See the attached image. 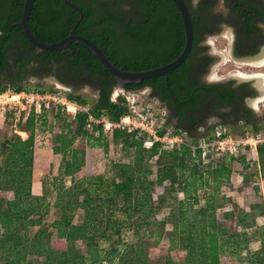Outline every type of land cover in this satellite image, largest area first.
I'll use <instances>...</instances> for the list:
<instances>
[{
    "label": "trees",
    "instance_id": "trees-1",
    "mask_svg": "<svg viewBox=\"0 0 264 264\" xmlns=\"http://www.w3.org/2000/svg\"><path fill=\"white\" fill-rule=\"evenodd\" d=\"M231 1L239 4V7H232V18L238 28L239 40L235 56L242 57L245 55L243 42L252 40L260 31L258 25L264 23V5H261V0ZM70 2L74 6L65 0L34 1L29 23L40 41L59 42L68 37L79 22L76 35L93 41L117 67L135 72L166 65L174 61L184 49V25L173 0ZM185 2L193 19L194 43L185 63L169 73V87L166 78L159 76L140 84H127L125 90L135 92L145 86L152 87V95L157 96L160 103L168 101L169 105L178 108L175 116L181 120L187 117L186 120L192 125L172 126L173 130L181 129L191 136L193 128L206 119L207 116L202 115L208 109L220 110L228 105L230 110H236L246 93L244 86L234 87V82L207 84L200 81L199 76L208 72L214 61L208 54V47L202 44L207 36L216 33L219 26L225 24L227 18L223 13L215 11L218 0H200L198 6L194 4V0ZM24 3L25 0H0V70L11 67L8 62L9 55L19 57L20 61H16L15 66H27L32 62L40 69L52 71L53 64H56L57 77L67 85L75 83L79 88L89 83L101 90V98L92 105L89 99L76 95L75 92L67 93L70 101L89 104L92 114H105L113 121L126 115L128 109L125 99L120 98L117 102L111 100L112 91L117 86L116 80L111 73L104 70L86 46L72 43L64 50L41 51L38 55L36 48L27 40L21 25ZM80 11L83 17L81 21ZM18 46L20 52L10 54V50ZM37 66L28 72L37 74ZM195 77L198 81H195ZM0 88L3 91L11 88L17 93L30 92L31 89L38 93L48 91L40 84L13 86L0 83ZM225 115L228 116L229 113ZM253 117L251 110H248V115L239 117L252 130L242 135L262 130L263 127L255 123ZM36 121L37 116L33 110L26 117L25 128L22 129L25 133H20L23 137L28 135V138L23 140L16 136L0 144V192L13 194L12 199L0 196V227L3 230L0 234V255L3 264H33L30 257L43 258L38 264H151L146 252L149 238L156 237L158 243L165 232H168L167 224L173 226L172 231H169L170 251L176 254L185 252V255L180 256L178 261L168 255L165 262L160 264H220L224 256L229 257L232 264H264V234L257 237L248 233L249 229L257 225V219L264 214V208H245L221 192L222 185L230 181L231 168L227 162L219 163L212 171H208L209 180L212 179L216 186L208 191L205 205L198 209L193 208L194 204H199V199L193 197V204L189 203V199L192 192L210 188V181L197 171L203 164L201 151L193 150L189 146L166 150L176 153L174 163L163 166L158 171L155 182L147 181L150 171L134 174L132 166L124 165L121 167L120 182L111 180L105 183L103 176H96L92 172L90 153L86 146H75L77 138H90L95 134L85 130V113H79L74 119V129L68 125V133L63 132L52 140L54 153L63 156L54 183L66 177L73 180L83 168L88 169L86 178L76 182L73 187L66 188L63 184L57 187L59 193L55 206L61 215L52 226L67 245L53 244L50 233L47 234L46 230L31 232L29 228L41 223L40 217L47 212L48 207L45 204V195L36 197L32 193ZM164 132L162 130L161 134ZM261 132L264 133V128ZM103 134L100 127L99 135ZM111 136L126 148H134L136 162L139 163L142 162L145 152L151 153V157L159 149H163L160 144L146 148L147 136L138 133L115 131ZM257 153L264 165V145L259 146ZM68 154H71L70 159H67ZM225 155L231 158L236 156ZM168 181L170 187L166 188L165 183ZM176 187L178 194L181 193L184 198L179 201L175 196L177 207L176 203H168L170 213L165 219L158 221L156 217L159 207L167 204L166 192L173 194L177 191ZM135 190L137 194L134 198ZM154 193L157 195L156 200L153 199ZM118 198L123 201L122 207L116 204ZM78 209L83 211V223L79 225L74 223V213ZM219 210L223 213L222 220L217 215ZM116 211L125 215V219L134 220L131 227L133 225L135 228L136 242L126 245L124 251L118 248L120 242L112 243L111 249L101 259L97 249H93L95 238H104L106 232L115 227V233L120 234V228L123 224L125 226L123 221L120 223L115 217ZM103 223L105 228L100 233L99 226ZM78 241L86 242V254L76 248ZM256 241L260 242V248L253 251L250 244Z\"/></svg>",
    "mask_w": 264,
    "mask_h": 264
},
{
    "label": "rangeland",
    "instance_id": "rangeland-1",
    "mask_svg": "<svg viewBox=\"0 0 264 264\" xmlns=\"http://www.w3.org/2000/svg\"><path fill=\"white\" fill-rule=\"evenodd\" d=\"M216 9L218 11L225 12V3L220 1L217 4ZM234 38L235 34L233 33L232 29L225 27L222 33L207 37L205 39L202 45L208 47V54L214 59L212 65L208 68V73L205 76V80H207L209 83L234 82L235 85L251 83L253 86L257 88L259 87L261 89V94L258 95L253 101L249 99V102L252 103L251 106L255 109V113L258 114L257 116L259 117V120L257 122L261 127L264 128V81H259V75H264V66H259L261 64L254 63L255 60H257L256 62L259 61L258 57V59L254 60L236 59L232 54V44ZM261 58L262 57H260V59ZM31 80L32 83L43 82L44 88L48 90L45 92L46 94L50 96L58 94V96H56L55 100H45L46 102L42 103L43 108L37 109L35 111L37 121L35 129V160L32 177V193L36 197H42L45 195V204L48 205V207L47 212H45L44 215L40 217L41 223L35 227H30L29 230L31 232L46 230L47 234L50 233V241L53 244H64L66 246V242L58 237L57 231L52 226L55 219L61 215L60 210H58V208L55 206L56 202L58 201L59 193L57 191V187H59L60 184H63L66 188L73 187L76 182L86 178L88 169L83 168L81 172L74 176L73 180L70 177H66L62 181L59 180L54 183V179L58 177L59 167L63 161V156L61 154L54 153L52 140L63 132L65 133L67 131L68 133V125L72 126L71 129L75 128V125L73 124V118L60 104H58V101H60L62 96H67V93L71 92V90L69 87L62 85L56 79L54 80V78L46 79L45 81L39 79ZM9 89L11 92L17 93L13 89ZM31 91L33 90L31 89ZM77 92L89 99V103L91 105L97 101V91L91 89L90 87L84 86ZM127 92L134 91H127L125 89L115 87L112 91L113 101L117 102L120 98H124L123 93H125L126 96L138 101V104L152 102L151 104L153 107H160L158 101L152 99L146 90L135 91V94H129ZM58 112L60 113L59 115ZM28 113V110L22 111L20 108H17L16 110L9 113V116L0 117V144L4 140L11 139L12 137L14 138L16 136L23 140L28 138L27 133V136L24 137L19 134L24 132L22 129L25 128L24 124ZM263 128L260 130V132L263 131ZM167 129L173 130L174 128L169 125V128ZM216 129L228 131L234 134L236 137L241 136L247 131H252L250 127L244 128V130L238 125L225 127L220 123H216L209 130L203 132H200L199 129L195 130L191 136L193 139L209 137ZM111 134L112 133H104L101 136L98 134H92V137L90 138L82 136L76 139L75 144V146H86L90 153L92 172L96 176H103L105 183L110 182L111 180L120 182V176L122 175L121 167L124 165L132 166V171L134 174L150 171V173L147 175V181L155 182L157 180L158 171L163 166H169L174 163V154L176 153L172 154L170 152H166L167 149H159L157 154L152 155L151 157V153L145 152L142 162H136V150L134 148H126L121 142L114 141ZM68 135L69 137L71 136L70 133ZM1 158L2 156L0 154V159ZM70 158L71 154H68L67 159ZM223 162H227V165L230 166L231 176L229 183L222 185L223 187L221 188V192L232 197L239 205L245 208L248 207L249 209L251 206L264 208V165L261 162V156L251 149L244 153L240 152L233 158H231L229 155H220L214 153L209 155L207 159L203 160L202 166L199 167L197 171L205 175V177H207L209 180L208 171H212V169H214L219 163ZM209 181L210 188L205 187L197 192H192L189 203H195L193 198L195 196L200 201L199 204H194L193 209L203 207L206 203L205 200L208 191H212L214 189V185L216 186V184L212 182V179ZM35 186H37V189H35ZM165 186L166 188H169L170 182H166ZM177 188L178 187H176V190ZM166 193L167 204L166 206L159 207L156 217L158 221L165 219L170 213L171 209L168 207V203L173 205L176 203L177 207V202H174L175 196L179 201L184 198L181 193L178 194V190L173 194L168 192ZM136 194V190L133 191L134 198ZM0 196L8 197L10 199L13 198L12 193L5 191H1ZM153 199H157V195L155 193L153 195ZM116 204L118 207H122V199L118 198ZM222 214V210L217 212L218 218L220 220L223 219ZM114 215L118 220H120V223L123 221L125 226H123V224L120 228V234L115 233L117 229V227H115L112 228V230H108L104 238L102 236H97L95 238L93 249H97L101 259L105 256L106 252L111 249L112 243L120 242L118 248H120L121 251H124L126 249V245L136 242L135 228L133 227L134 220L125 219L126 216L122 213H119L118 211H116ZM74 223L78 225L83 223L82 210L78 209L74 213ZM131 223H133L132 227ZM99 227L101 228L99 232L102 233L103 229L105 228V223ZM172 229L173 226L171 224H167L166 231L168 232H165L158 243L156 242V237L149 238L146 252L148 253L151 264L164 263L168 255H170L174 261H178L180 256L185 255V252H178L176 254L174 251H170L171 242L169 231H172ZM141 231L144 232V229ZM2 232L3 230L0 227V234H2ZM248 233L251 235H256L257 237H260L264 234V214L258 217L257 225L254 228L249 229ZM254 244L255 243L252 242L250 245L252 250L255 247H258ZM86 245L87 244L84 241L76 242V248L81 249L84 254H86ZM243 255H245V253H243ZM30 259L33 264H38L43 261V258L40 257H30ZM0 264H3L2 255H0ZM100 264L106 263L104 262ZM220 264H232V262L229 257L224 256L221 258Z\"/></svg>",
    "mask_w": 264,
    "mask_h": 264
},
{
    "label": "built area",
    "instance_id": "built-area-1",
    "mask_svg": "<svg viewBox=\"0 0 264 264\" xmlns=\"http://www.w3.org/2000/svg\"><path fill=\"white\" fill-rule=\"evenodd\" d=\"M127 93L135 94V92ZM56 96L58 94L50 96L35 91L13 93L10 89L3 91L0 88V117H6L17 108L22 111L28 110L29 113L33 110L36 111L43 108L42 103L46 102L45 100H55ZM123 97L126 101L128 113L116 121L105 114L101 116L92 114L89 104L82 105L79 102L70 101L67 96H62L58 104L70 114L73 120L79 113L87 114L86 131L95 132L99 135L101 127L104 133H114L115 131L138 133L141 136H147L146 148H151L155 144H160L163 149L167 150L189 146L193 150L201 151L202 160L207 159L209 155L214 153L237 155L248 149L257 153L259 146L264 145V133L262 132L246 133L236 137L231 133L216 129L209 137L193 139L186 131L181 129L178 131L167 129L169 128L167 112L159 103L160 107L157 108L153 107L152 102L138 104V101L126 96L125 93H123ZM162 130L165 131L163 134H161Z\"/></svg>",
    "mask_w": 264,
    "mask_h": 264
},
{
    "label": "flooded vegetation",
    "instance_id": "flooded-vegetation-1",
    "mask_svg": "<svg viewBox=\"0 0 264 264\" xmlns=\"http://www.w3.org/2000/svg\"><path fill=\"white\" fill-rule=\"evenodd\" d=\"M220 1H223L225 3L226 11L225 12L224 11H218L216 9V7H215V11L218 13H223L226 16L227 21L225 22V24H221L219 26L216 33L210 34L207 37L218 35L224 31L225 27H228L229 29H232L233 33L235 34V38H234L233 44H232V50H233L232 54L234 55V57L236 59H242V60H245V59L246 60L247 59L248 60H254V59L259 58L258 62L263 63L264 62V51H263L264 50V23H260L258 25L260 31L258 33L256 32L257 34H255V36L252 40H250L248 42H243V48H244L245 55L242 57H236L235 51L238 48L239 40H238V30H237L238 28H236V26H235L236 22L232 18V14H234L232 7H234V8L239 7L238 6L239 4L236 2H233L231 0H218V3ZM227 1H228V3H227ZM250 1H252V0H250ZM194 2H196V3H194L196 6H198L200 4V0H194ZM261 5L262 6L264 5V0H261ZM12 52H20V47L18 46V47H15L14 49L10 50V54ZM37 53L39 55L40 51H37ZM260 57H262V58L260 59ZM16 61H17V63H19V61H20L18 56L17 57H13L10 55L8 56V62L11 64V67H9V68L4 67L0 70V83L1 84H3V85L10 84L13 86H17V85L18 86H25V85H29V84H31V85L40 84L43 86L44 85L43 82L32 83L31 79H39V80L45 81L46 79L54 78L57 81H59L62 85L69 87L71 92H75L76 95H81L77 91L80 88L87 86V87H90L91 89H94L95 91H97V94H98L97 100H99L101 98V90L97 87L92 86L89 83L84 84L83 86L77 88L75 83H71V84L67 85L66 83L62 82L57 77V75L55 73V69L57 67L56 64H53V70L51 71L49 69H47V70L40 69V68H38V66L35 63H32V62L29 63L27 66H23L21 64H18L17 66H15L14 63ZM256 61L257 60H255L254 63H258ZM20 63H22V62H20ZM52 63H54V61H52ZM36 66H37V69H35V73H37V74H33V73L28 72V70H30L32 67H36ZM26 69H27V72H26ZM207 73L208 72H206L202 76H199L200 81L203 83H207V84H216V83H209L207 80H205V76L207 75ZM194 79H195V81H198L197 77H195ZM233 86L234 87L244 86V91H245L244 93H246V96L243 98L242 102H239L238 109L230 110L231 107H229L228 105L220 108V110H218V108L216 110L208 109L206 114L204 113L202 115V117L207 116L206 119L204 120V122L199 123V125L197 127L193 128V130L191 131L192 135H193V132L195 130L199 129L200 132H203V131L209 130L216 123H220L221 125H224L225 127H231L234 125H238L242 128L250 127L247 122H244V121L239 119L240 116L248 115V110L253 111V115H254L253 121L255 123L259 120V117L257 116L258 114L255 113V109L251 106L252 103L249 102V99L252 101L254 99H256V97L261 94V89L259 87L257 88L255 86H253L251 83H244V84H240V85L233 84ZM140 90H146V92L149 93V95L151 96L152 99H155L156 101H158V103L166 109L167 122L171 126H178V125L188 126V127L192 126L190 124V121L186 120L187 117H185L181 120L180 117L175 116V114L178 111V108H176L175 106L169 105L168 101H164L163 103H160L158 97L152 95V92H153L152 87L145 86V87H142ZM111 100L113 101L112 94H111ZM226 113H229V115L228 116L225 115Z\"/></svg>",
    "mask_w": 264,
    "mask_h": 264
},
{
    "label": "water",
    "instance_id": "water-1",
    "mask_svg": "<svg viewBox=\"0 0 264 264\" xmlns=\"http://www.w3.org/2000/svg\"><path fill=\"white\" fill-rule=\"evenodd\" d=\"M35 0H25L23 11H22V21L21 25L23 27L24 34L27 40L32 46L36 48L37 51H60L67 48L72 43H81L86 46L92 55L102 64L105 71L111 73L117 82V87L125 89L127 84H140L141 82L164 76L166 78L167 86L169 87V73L179 68L188 59L189 54L193 48L194 43V30H193V19L190 13V9L185 2V0H173L175 3L179 14L182 17L184 32H185V45L182 53L172 62L144 71H128L123 68H119L113 63L103 52V50L98 47L93 41L86 37L76 35V28L79 22L73 27L68 37L56 43H44L40 41L33 33L29 19L32 11V7ZM70 5H73L70 0H65ZM74 6V5H73ZM80 21L83 19L82 12ZM1 35V31H0ZM264 51V50H263ZM55 80V79H54ZM175 98V96H174Z\"/></svg>",
    "mask_w": 264,
    "mask_h": 264
},
{
    "label": "crops",
    "instance_id": "crops-1",
    "mask_svg": "<svg viewBox=\"0 0 264 264\" xmlns=\"http://www.w3.org/2000/svg\"><path fill=\"white\" fill-rule=\"evenodd\" d=\"M35 189H37V186H35ZM255 244L254 245H256V246H258V247H255L253 250L255 251V250H258L259 248H260V242H258V241H256V242H254ZM251 245V244H250ZM252 247H250V249H251ZM252 250V249H251Z\"/></svg>",
    "mask_w": 264,
    "mask_h": 264
},
{
    "label": "bare ground",
    "instance_id": "bare-ground-1",
    "mask_svg": "<svg viewBox=\"0 0 264 264\" xmlns=\"http://www.w3.org/2000/svg\"><path fill=\"white\" fill-rule=\"evenodd\" d=\"M258 63H259V62H258ZM259 64H261V65H259V66H264V62H263V63H259ZM255 78H256V77H255ZM257 78H258V77H257ZM260 80H261V81H262V80L264 81V75H262V74L259 75V81H260ZM261 81H260V82H261ZM263 89H264V88H263ZM263 91H264V90H263Z\"/></svg>",
    "mask_w": 264,
    "mask_h": 264
}]
</instances>
